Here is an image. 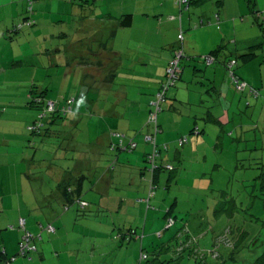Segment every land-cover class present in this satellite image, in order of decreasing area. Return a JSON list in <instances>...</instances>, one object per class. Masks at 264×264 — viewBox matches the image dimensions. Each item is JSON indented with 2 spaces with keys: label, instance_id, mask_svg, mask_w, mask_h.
Masks as SVG:
<instances>
[{
  "label": "crops",
  "instance_id": "crops-1",
  "mask_svg": "<svg viewBox=\"0 0 264 264\" xmlns=\"http://www.w3.org/2000/svg\"><path fill=\"white\" fill-rule=\"evenodd\" d=\"M27 1L0 0V43L10 39L3 48L0 45V53L1 50L3 52L8 47L14 48L15 43L28 49L25 43L23 44L24 40L28 41L27 44H32L34 51V53L29 51L20 56L13 55L12 59L7 58V54L4 55L0 59V66H2L0 67V80H4L6 84L8 81L16 83L24 81L25 76H32L29 80L36 82L41 71L44 79H46L53 70L55 80L67 82L70 76L75 74L80 79L93 81L92 86L98 88V91L106 92L111 87L114 90L115 86L120 89V91L114 90L116 101L107 102L104 106L97 104L100 108L103 107L98 113L106 116L103 120L108 126V129L104 125L102 126V128L105 127L100 132L103 136L100 134V137L98 136L90 144L80 143L79 146L78 142L75 145L70 142L65 148H62L65 151L64 156L57 154L55 157L69 160V163L68 169H61L62 172L59 176L57 171L53 172V167L48 166L50 176L60 178L55 192L57 197L62 199L65 205H68L65 187H71L74 194L79 190L82 197L86 182H89L90 190L93 195H96L94 199L98 203L95 204L94 199L90 196L89 201L92 202V206L112 217L111 222L95 218L96 225L98 222H102L103 224L106 223L105 227L107 226V232L104 231L100 234L104 237L111 234L110 237L117 248L118 246L131 247L125 255L117 250L123 257L133 258L129 264H136L135 258H137L138 253L141 255L144 250L149 254L156 251L162 258L173 257V236L167 238L168 232L166 231L169 227L168 225V228L165 227L170 217L176 218L171 231L178 224V213L174 211L177 201L171 208L163 212L165 207L160 196L162 194H156L154 199L152 198L153 200L149 194L147 203L149 204L151 200V203L158 205L161 210L151 214L149 206H145V198L149 193L147 184H150L147 181V175L143 173V169L146 167L148 154L153 151V146L143 142L141 138L134 139V137L128 136L129 139L137 140L136 149H140L137 152L134 149L131 151L134 153L127 157L131 160L129 165L119 166L117 173H112L109 171V167L102 166V162L105 161L104 156H109L108 153L121 154V151L116 150L119 140L114 137V134L120 132L129 134L128 131L131 127V124L128 127L119 126L120 124L123 125V122H119V120L122 121V117L117 108L125 102L127 106L130 103L132 106L138 105L140 107L142 105L149 108L148 111L151 110L154 95L160 89L165 78L167 65L175 50L180 46L179 35L181 33L183 34L181 46L184 53L190 58V62L196 63L199 60L204 61V57L222 46H226V49L228 46H232L235 51L238 49L246 50L250 44L258 39L260 23L257 24L254 21V15H252L254 13L250 7H246L245 0H189L188 8H180L176 4V0H62L58 1V6L59 3L62 4L63 10L58 11L47 8V6H53V1L37 0L33 4L32 14L23 15L16 2H20L21 7H23L24 2L27 3ZM88 7L92 9V15L84 14ZM249 9L250 12H248ZM185 11L190 13L186 14ZM251 15L253 17L252 24H250ZM216 16L219 17V20L216 19ZM28 17L34 20L36 24L25 28L27 29L26 32L22 31V34L13 39V36L17 34L12 33L15 26ZM185 18L186 22H184ZM77 20L81 21V25L75 27L72 22ZM151 20H154L155 24H151ZM201 20L204 23L197 26ZM206 20L209 21V26L205 25ZM260 20L261 18H259ZM128 21L129 24H127ZM58 22L62 25L60 28L56 26ZM36 41L37 45L35 46ZM154 49L160 50L159 57L155 56ZM224 54L222 51V55ZM40 59L44 60L41 61ZM204 62H202L204 70L197 66L188 69L187 73L185 68L182 70L181 79L175 86L177 89L175 98L172 99L168 107L165 106L166 111L174 113L173 119L171 120L164 113L161 119L158 118L160 132L157 136V144L160 147L162 145L168 147L162 156L160 155V159L158 158L159 161L157 159L158 166L164 168L166 164L173 162L172 158L174 157L178 163L177 166L184 171L188 159L185 154L191 152L196 155L200 147L206 143V138L200 135L205 134L207 130L205 125L203 127L201 124L198 125V121L205 118V123H214L226 127L229 123L226 120L231 119L233 110L237 111V108H241L242 101L245 99L242 96L238 98V91L236 92V88L224 67L225 62L222 63V66H214V63ZM25 64H31V66H25ZM40 64L47 65L49 68L43 66L44 69L41 70ZM73 64H77V66L79 64L80 67L74 69ZM58 68H64V79L61 78L63 74ZM120 76L126 77L131 82L130 86L123 83L118 84L117 81ZM240 76L244 79V72ZM12 77L15 78L11 80ZM42 82L38 81V84L41 85ZM0 91V96L3 94L8 96L7 85L4 92L3 89ZM245 91L239 93H243L245 96ZM23 92L21 96H23ZM133 96H136L137 99ZM141 96H146V98L142 99ZM254 96L257 97V94ZM55 100L59 99L56 98ZM4 103L7 104L0 99V111L8 114L9 109ZM12 104V111L18 117V111H24V106L14 101ZM198 107L203 110L201 113L195 111ZM29 108L30 106H27L26 110ZM185 108H187L186 111ZM192 109L196 114L194 126L191 125L192 119L185 116L188 112L193 114ZM36 115L27 112L26 123H21L20 128L16 126V120L13 119L11 127L3 123L1 127L8 128L6 130L0 129V264L5 256L7 258L17 256L23 231H17L15 228L17 225L19 227L18 223L21 219L26 221L25 228L37 238L36 250L33 251L35 254L31 255L34 259L36 257L38 262L43 264L46 257L54 256L53 252H56L58 258L61 257V253L54 245L60 238L59 225L62 228H67V224L62 217H59L55 224L48 223L47 226L40 221L43 215H41V211L36 213L40 202L39 198L35 196L37 192L32 184L36 182V178H40V176H35L40 172L34 171L36 168L38 170L41 165L36 164L44 160L39 157L40 153L38 155L37 152L33 154L30 151L29 146L35 145L27 143L25 139L22 141L21 138H25V135L20 136L18 132V129H29L30 131L29 125L36 119ZM182 117L184 118L183 125ZM167 120L177 127L176 135H169V132H165L164 123ZM57 124H62L63 130L73 129L72 133H74L79 122L77 118H74L70 119L69 122L67 119L56 121L53 125ZM196 128H198L199 133H192V130ZM151 131L152 129H150ZM188 132L194 134L195 137L187 138ZM75 133L74 139L78 138L76 137L77 132ZM183 138H187L188 142L180 146L179 142ZM79 147H81V151H79ZM73 150L79 151V153L74 154ZM118 154L114 157L119 163L124 155ZM196 160V164H200L199 161L201 162V160L198 158ZM176 170L177 168L170 174L167 170H160L158 184L166 185L168 188L173 183H179L181 180L175 181L176 176L173 173ZM188 171L186 170V172ZM149 176L152 180L153 176L150 170ZM11 177H15L16 181H12ZM196 180L198 179L193 180L195 186ZM111 191L114 192L113 202L107 198V203H105L104 199L110 197ZM99 197H102L101 201ZM169 211H171L170 215H168ZM29 212L31 213L29 214ZM122 213H124V218L121 217ZM173 213L175 215H172ZM117 219L122 221V223L119 222L121 224L119 227L115 223ZM142 222L144 223L142 232H140V229L134 226H139ZM111 224L113 228L108 229ZM49 225L56 226L55 233L47 230L46 227ZM88 230L91 229L87 226L86 232ZM129 230L135 232L134 235L132 234L130 242L123 244V242L116 240L117 235H125L124 233ZM175 233L173 232V234ZM176 236L181 239L183 237L181 232H178ZM45 239L48 241L47 244H44ZM149 246H152L150 250H148ZM195 251L194 253H196ZM69 254L72 255L73 252H69ZM14 263L23 264L19 262L18 258ZM138 264H142V262Z\"/></svg>",
  "mask_w": 264,
  "mask_h": 264
},
{
  "label": "rangeland",
  "instance_id": "rangeland-1",
  "mask_svg": "<svg viewBox=\"0 0 264 264\" xmlns=\"http://www.w3.org/2000/svg\"><path fill=\"white\" fill-rule=\"evenodd\" d=\"M51 1H53L54 4L52 7L47 6L48 9L51 10L52 8L56 11L63 10L62 4L59 3L58 6V1L62 0ZM46 2L49 3V1ZM16 3L18 4L20 11L23 12V15L32 14V12L28 11V2H24L23 7H21L20 2ZM34 3L35 2H33V4ZM245 3L246 7H250L253 13L258 10L262 14L261 20L263 23L260 20L261 25L259 28L257 27L258 31H260V33L257 34L259 36L258 39L250 44L246 50L238 49L235 51L232 46H228L227 49L224 48L225 54L222 55L221 53L217 62L214 63V66H222V63L227 60L230 61L232 58L237 60L238 65L235 66L234 70L240 78V75H243L244 72L245 76H243V78L246 80L242 78L241 80L247 83L245 96L243 95L244 92L237 93L238 98L241 96L245 98L242 101L241 108H237V111L233 110L234 112L231 113V119L228 118L226 120L229 123L224 122L227 123L226 127L219 124L215 125L214 123H205V118H201V120L198 121V125L201 124L202 127L205 125V129L207 130L205 131V134L200 135L201 137L204 136L206 138V143L200 147L199 152L196 153V155H193L191 152L185 154L188 159L184 171L177 166L178 163L174 157L172 158L173 162H171V165L174 169L177 168V170L173 172L176 176L175 181L181 180L179 183H173L168 188L166 185L162 184L153 187L151 186V178L149 176L150 164L146 163L145 169L147 168V170L143 169V173L147 175V181H149L150 184H147L149 193L145 198V206H149L151 214H153L154 211L158 212L161 210L158 205H153L151 200L149 204L147 203L152 188V191L155 194L151 199L156 194L163 195H160L165 207L163 212L171 208L175 201H177L174 211L175 213H178V224L173 228V231H171V228L174 224L169 227L170 230L168 229L166 231L168 232L167 238L173 236L172 243H174V246L181 244L182 241L180 237L176 236L178 232H181L184 236L189 235L192 239H195V246L198 248L196 255H190V250L188 249L180 254H172L175 259H178L177 264H264V195L258 192L262 184L260 180L262 181V178L264 177V175H262L264 174V0H252L251 3L248 0H245ZM86 10L87 12L84 13L85 15L93 14L90 7ZM248 12H250V9ZM185 13L189 14L190 12L185 11ZM252 15L250 17H252ZM184 22H186V18L184 19ZM201 22L202 20L197 26H200ZM250 22V24L253 23V17L250 18ZM72 23L75 27L81 25V21L78 20ZM151 24H155V21L151 20ZM209 24V21L206 20L205 25L209 26ZM56 26L60 28L62 25L58 22ZM25 30L27 29H24L23 32ZM20 34H22V32L15 34L13 39ZM8 41L7 39L2 41L0 43L1 47L3 48L4 44ZM27 42V40H24L23 44L25 43V46H27L28 49L22 47L21 44L17 45V43H15L14 48L8 47V49L3 52L1 50L0 59L6 54L8 55L7 58L12 59L13 55L20 56L29 51L34 53L32 44H27ZM259 43H261L260 46L258 45L256 48H252V50L250 49L252 46ZM229 44L232 43L229 42ZM36 45L37 41L35 42V46ZM251 51L256 53L257 56L250 61H244L243 58L238 56ZM153 52L156 57H159V49H154ZM202 62L204 61L199 60L196 63H192L190 62V58L185 54L181 66L183 70L185 68L186 73L188 72V69H191V67L194 66L204 70L205 68L203 69ZM25 66H31V64H25ZM43 66V64H40L41 70H43L44 67H47V65ZM79 67V64L78 66L77 64H73L74 69ZM58 70L63 74L61 78L64 79V68H58ZM40 73L41 74L38 75L37 80L43 81V84L41 85L38 84V81L35 82L29 80L32 76H25L24 81L16 83L8 81L6 84L4 83V80H0V89H3V92L5 86H8V96H4L3 94V96H0V99L7 102V104L4 103V105L9 109L8 114L0 111V129L6 130V128H8L1 127L3 123L4 125L11 127L13 119L16 120V126L20 128L22 125L21 123H26L27 112L33 113L34 115L44 112L43 110L36 111L32 107L26 110L27 106L30 105V88L34 84L38 89L43 88L48 91V93H46V95H48L46 98L48 101L51 100L58 104L56 109L60 110L62 114V119L59 121L67 119V122H69L70 119L77 118L79 122L75 129V132H77L76 137H78L76 139H74L76 133H72L73 129L67 128L63 130V128H61L62 124L49 126L54 128H42L40 131L41 134L34 135L31 133L32 130L18 129L20 136L25 135V138H21L22 141L25 139L27 143L35 145L33 147L29 146L30 151L33 154L37 152L39 155L40 153L39 157L41 160H44L36 164H40L41 168L39 167L40 169L38 168V170L36 168L34 171L40 172L35 175L40 176V178H36V182L33 184L31 182L37 192L35 196L39 198L40 202L39 208L36 210V213L39 211L42 212L41 215L43 216L40 218V221L47 226L48 223L55 224L58 221V218L62 217L65 224H67V228L65 227L66 229L59 225L58 231L60 238L54 245L57 247L58 252L61 253V257L58 258L55 254L56 252H53L54 256L46 257L43 264H129L133 258H128V256L123 257V255L118 253L117 250L125 255L127 250L129 251L131 247L118 246L117 248V246L114 245L113 239L110 237L111 234H109V236L107 234L106 237L100 234L104 233V231L107 232V226L105 227L106 223L103 224L102 222H98V225H96L95 218L111 222L112 217L110 214L100 212L97 208L92 206V202L89 201L90 196L94 199V197L96 198V195H93L91 192L89 182H86L85 191L81 197V200L85 201L87 206L82 208L78 201L72 206H66L62 202V199L57 197V193H55L60 178L58 179L54 176H50L48 169V166L53 167V172L57 171L59 176L62 172L61 169H68L69 163V160H65L62 157H55L57 154H59V156H64L65 151L62 148H65L70 142L74 145L78 142L79 146L80 143L90 144L97 139L101 134L100 132L103 131V128L106 127L108 129V126L103 120L106 116L102 113H98L103 107L101 106L100 108L98 105L103 104L104 106L107 102L112 103L116 101L115 91H120V89H117L118 87L115 86V91L112 87L106 92L103 90L98 91V88L92 86V84H94L93 81L80 79L79 76L77 77L75 74H72L70 79L66 82L55 80L53 70L46 79H44L42 71ZM227 74L229 76L228 71ZM14 78L15 77H12L11 80ZM117 83H123L129 86L131 84L126 77L122 76L119 77ZM207 87H209V85H207ZM176 91V87H172L168 90L166 94L167 101L163 104V110H165V106L168 107L171 104L172 99L175 98ZM22 92L24 93L23 96H21ZM252 92H255L257 97H255ZM141 97L142 99L146 98V96ZM56 98L59 100H55ZM133 98L137 99L136 96H133ZM247 98L248 100H246ZM12 101L19 102L20 105L24 106V111H18V117L12 111ZM70 101L71 104L68 105V102ZM117 109L122 117V121L119 120V122H123V125L120 124L119 126L128 127V125L131 124L128 132L133 135H129L128 133L123 134L129 137H134V139L141 138V140L146 143V135L150 133V127L147 125L150 114V111H148L149 108L142 105H140V107L138 105L135 107V105L132 106L130 103L127 106L124 102ZM186 110L187 108H185V111ZM195 111L201 113L203 110L198 107ZM195 111L192 109L193 114L188 112V114L185 115L189 119H192V126H194V123L196 122ZM163 113L169 116L171 120L173 119L174 113L166 110L159 114V119H161ZM179 116L181 115L179 114ZM29 117V119H31V116ZM35 117H37V115ZM183 119L184 118L182 117V125ZM31 125H33V122L30 123L29 126L31 127ZM103 125L105 127L102 128ZM164 129L165 132H169V135H176L177 127L172 123H169V120L164 123ZM194 133H196V131ZM187 134V138L189 139L195 137L194 134H190L189 132ZM100 136H103V134ZM114 137H117L116 134H114ZM21 139H19V141H21ZM118 140L120 141L119 138ZM126 140H128V138ZM139 150L140 149H136L134 151L137 152ZM181 150L183 151V148ZM79 151H81V147H79ZM79 151L73 150L72 152L78 154ZM134 151L121 152V154L108 153L109 156H104L105 161L102 162V166L106 168L109 167L108 169L112 173H117L119 166L129 165L131 160L127 159V157L130 154H133ZM163 153L164 152L161 153V156ZM117 154L124 155L119 163L114 157V155ZM197 158L198 160H201V162L199 161L200 164H196ZM186 170L189 171L186 172ZM167 171L169 174L172 173V171ZM32 176L35 177L34 175ZM10 179L16 181L15 177H11ZM195 179H198L196 180L197 183H195L196 186L193 185V180ZM113 195L114 192L111 191L110 197H105V203H107V198L113 202ZM101 198L102 197H99L100 201ZM95 204L98 203L95 201ZM66 207L68 208L67 210ZM104 211L107 210L104 209ZM30 213L31 212H29V214ZM175 213L172 215H175ZM115 215H117L116 212ZM123 215L124 213L121 214L122 218H124ZM170 218L172 219V217ZM74 220L80 221L77 222ZM168 220L165 228H168ZM119 222L122 223V221H118V219L115 221L118 227L121 225ZM143 223L144 222L139 226L135 225L134 227H138L140 229L139 231L142 232ZM18 224L20 226V221ZM52 226L54 227V225ZM87 226L92 231L88 230L86 232ZM110 228H113L112 224L108 226V229ZM226 228L232 229V232L229 234V239L230 241H233L234 249H227L222 243H218L217 241L218 236L222 234ZM15 229L17 231H22L18 225ZM26 231L30 232L27 229ZM173 232L176 233L173 234ZM47 243L48 241L45 239L44 244ZM215 246L218 247L215 250L217 254H219V258L212 259V256H208L202 260L201 253L203 249L214 250ZM151 247L152 246H149L148 250H150ZM109 250L112 251L109 252ZM69 252H73V254L70 255ZM144 252L150 255L146 250H144ZM16 258H18L19 262H22L23 264L24 261L25 264L39 263L36 257L35 259L32 257V260L34 261L31 262L32 260L30 261L28 258L18 255V253L17 256H15V260ZM135 260L136 264L141 262L142 264H145L146 261L141 259L139 253ZM10 264L15 263L12 262Z\"/></svg>",
  "mask_w": 264,
  "mask_h": 264
},
{
  "label": "trees",
  "instance_id": "trees-1",
  "mask_svg": "<svg viewBox=\"0 0 264 264\" xmlns=\"http://www.w3.org/2000/svg\"><path fill=\"white\" fill-rule=\"evenodd\" d=\"M35 1H37V0H28L27 2H28V6H29V8H28V11L29 12H33V2H35ZM250 3L252 2V0H248ZM176 4L179 6V4L177 3V0H176ZM180 7V6H179ZM181 8H183V7H181ZM260 15V16H259ZM256 16V17H255ZM262 17V14H261V12L260 11H254V21L257 23V24H259V23H261V21L259 22V18H261ZM33 24H36V22L34 21V20H32L30 17H28V18H26L22 23H20V24H17L16 26H15V28L13 29V31H12V33H19V32H22L25 28H28V27H31ZM124 24H126V22L124 21ZM127 24H129V21H128V23ZM261 25V24H260ZM179 43H180V46H179V48H177V50L178 49H180L182 46H181V42H180V40H179ZM260 44L261 43H259V44H255L254 46H252L250 49L252 50V48H256L258 45L260 46ZM226 46H222V47H219V48H217V49H215L214 51H212L209 55H207V56H212L213 58H214V62L213 63H215V62H217V60L219 59V55L222 53V51H224V48H225ZM175 52H176V50H175ZM175 52H174V54H175ZM174 56V55H173ZM206 56V57H207ZM256 53H254L253 51H251V52H249V53H245V54H241L239 57L240 58H243V60L244 61H250V60H252L253 58H256ZM206 57H204V61L206 62ZM238 57V58H239ZM173 58V57H172ZM171 58V59H172ZM170 59V60H171ZM233 60H235V59H231L229 62H225V64H224V67H225V69L228 71V73H229V76H230V73L231 72H233L234 73V75L235 76H238L237 75V73L235 72V70H234V68H235V66H237L238 65V62H237V60H235L236 62H237V64L235 65V66H233L232 68H230L229 66H230V63L233 61ZM170 62V61H169ZM169 64V63H168ZM167 67H168V65H167ZM166 70H167V68H166ZM165 77H166V75H165ZM239 77V76H238ZM165 79V78H164ZM181 79V78H180ZM179 79V80H180ZM239 79L241 80V78L239 77ZM164 81V80H163ZM162 81V82H163ZM242 81V80H241ZM179 82V81H178ZM177 82V83H178ZM244 83H246L245 81H243ZM177 83H176V85H177ZM233 83V82H232ZM234 84V83H233ZM247 84V83H246ZM175 85V86H176ZM174 86V87H175ZM234 86H235V88H236V85L234 84ZM237 90V89H236ZM159 91V90H158ZM245 91V90H244ZM239 92V91H238ZM46 93H47V91L46 90H39L37 87H36V85L34 84L31 88H30V96H29V98H30V101H29V106L30 107H32V108H34V109H36L37 111H46V105H47V103L48 102H50V101H48L46 98ZM158 93V92H157ZM157 93L155 94V97H154V99L156 98V95H157ZM153 99V100H154ZM167 101V100H166ZM52 102V101H51ZM56 104V103H55ZM71 104V101L70 102H68V105H70ZM58 107V104H56L55 105V109H54V111L53 112H44V113H39V114H37V117H36V119L33 121V125H31V127H36V126H38V129L37 130H32V134L34 135V134H41L40 133V131L42 130V128H48L50 125H53V124H55V122L56 121H59L60 119H62V114H61V112H60V110H57L56 108ZM152 111V107H151V110H150V112ZM162 111H163V105H162V110L160 111V113H162ZM159 113V114H160ZM159 114H158V118H159ZM150 115V114H149ZM48 121H50V122H48ZM39 124V125H38ZM41 125V126H40ZM147 125L150 127V129H152V126L149 124V123H147ZM158 126H159V120H158ZM49 128H51V127H49ZM159 128H160V126H159ZM197 132V133H199V131H198V129L196 128V129H193L192 130V133H194V132ZM152 132V131H151ZM150 132V133H151ZM149 133V134H150ZM118 135H120V136H123V138H121V137H119ZM116 136H117V138H119L120 139V141H119V143H117V148H116V150L118 149L119 151H123V152H131L132 150L130 149V146H129V144L130 143H135L136 145H137V142L134 140V139H129V137L128 136H126V135H124V134H122V133H119V134H116ZM128 138V140H126ZM124 144V146H126V149H123V147H121V145L120 144ZM136 149V148H135ZM134 149V150H135ZM162 152H164V150L162 151ZM161 152V153H162ZM149 155V154H148ZM148 157V156H147ZM147 161V160H146ZM147 163H148V161H147ZM156 165H157V160H156ZM166 170L165 169V167L163 168L162 166H158L157 165V169L153 172V174H152V180H151V184H152V186L154 187H157V185H158V174H159V171L160 170ZM262 175H264V174H262ZM260 182L262 183L261 184V186H260V189H259V191L258 192H260L262 195H264V177L262 178V181L260 180ZM71 189V190H70ZM65 195H66V200H67V203H68V205H73L75 202H82V200H81V192L79 191V190H77L76 191V194H74L73 193V191H72V188L71 187H65ZM75 196V197H74ZM68 205H66V206H68ZM81 205V204H80ZM170 213H171V211H169L168 212V215H170ZM172 219L175 221V219L172 217ZM20 228V227H19ZM22 231H23V229H21ZM25 231H26V229H25ZM232 232V229L231 228H226L225 229V231L222 233V234H220L219 236H218V240L217 241H219V240H221L223 243V245H224V247L225 248H227V249H234V243H233V241L231 240L230 241V239H229V234ZM24 234H25V232L23 231V236H24ZM32 234V233H31ZM125 235H123V238L122 239H118V238H116V240H118V241H121V242H123V244H126V243H128L127 241H125V236L126 235H134L135 234V232L133 231V230H129V231H127L126 233H124ZM182 234V233H181ZM33 235V234H32ZM132 235V236H133ZM183 235V234H182ZM22 236V237H23ZM119 235H117L116 237H118ZM22 240V239H21ZM36 241H37V238L33 235V237H32V239H31V245L32 246H36L35 245V243H36ZM21 242V241H20ZM20 242H19V244H20ZM130 242V241H129ZM215 244H216V242H215ZM19 247V246H18ZM218 247H214V250H203L202 251V253H201V259L202 260H204L206 257H208V256H212L211 258L212 259H218L219 258V254H217V252H216V250L215 249H217ZM186 249H188V250H190V255H196V253H194V251L195 252H198L197 250H198V248H197V246H195V239H192L189 235H183V237H182V241H181V244H177V245H175V246H173V252H172V254H176V253H178V254H180L181 252H184ZM210 251L212 252L213 251V253L211 254L210 253ZM34 254V252L33 251H30L26 256H22V257H24V258H28L29 260H31V255H33ZM142 254H146L147 255V258L146 259H144V260H146L145 262H146V264H177L178 263V259H175L174 257H170V258H162V256L158 253V252H156V251H154V252H152L150 255H148L147 253H145V252H142L141 253V255ZM214 254H216V257H215V255ZM18 255H19V249H18ZM21 256V255H20ZM151 256V257H150ZM12 258H14V261H15V257H11V258H7L6 256H5V258H3V260L1 261V264H10V262H9V260L10 259H12ZM13 261V262H14ZM9 262V263H8ZM12 263V262H11Z\"/></svg>",
  "mask_w": 264,
  "mask_h": 264
},
{
  "label": "built area",
  "instance_id": "built-area-1",
  "mask_svg": "<svg viewBox=\"0 0 264 264\" xmlns=\"http://www.w3.org/2000/svg\"><path fill=\"white\" fill-rule=\"evenodd\" d=\"M177 3L179 4L180 8L181 7H189V0H177ZM216 19L219 20V17L216 16ZM204 22L202 21L201 24H203ZM179 39L180 42H182L183 39V34L181 33L179 35ZM185 58V53L183 48L181 47L180 49L176 50L173 58L170 60L167 70H166V77L164 79V81L161 83V87L156 95V98L152 101L151 103V107H152V111L150 112L149 115V119H148V123L152 126V132L148 135H146V142L151 144L153 146V151L148 155L147 157V161L150 164V171L153 174V172L157 169V165H156V160L160 157L161 152L164 150L166 151L168 149V147L166 145H162L161 147L158 146L157 144V136L160 132V128L158 126V114L160 113V111L162 110V105L166 102L167 98H166V94L168 92V90L172 87H174L176 85V83L179 81V79L181 78V74H182V60ZM215 60L212 56H207L206 57V62L211 64L213 63ZM237 64V62L235 60H233L230 63V68H232L233 66H235ZM230 78L232 80V82L236 85V89L239 92H243L246 87L247 84L244 83L243 81H241L239 79L238 76H235L233 72L230 73ZM252 94L256 95L255 92H252ZM55 103L54 102H48L46 105V111L44 112H53L55 109ZM43 112V113H44ZM39 125V124H38ZM41 126V125H40ZM31 130H37L38 126L36 127H30ZM198 129V128H197ZM119 137L123 138V136L118 135ZM188 142L187 138H183L180 140V146H183L184 144H186ZM121 147H123V149H126V146H124V144H120ZM130 149L133 150L136 148V144L135 143H130L129 144ZM165 169L169 170V171H173L174 167L171 164H167L165 165ZM153 188L151 189V193H150V197L153 196L154 192L152 191ZM81 207L85 208L87 206V203L82 201L80 202ZM174 224V220L173 219H169L168 220V227H170L171 225ZM25 225H26V221L25 220H20V228L23 229L25 231ZM13 228V227H11ZM47 230L49 232L54 233L55 232V228L52 225H49L47 227ZM131 236L132 235H126L125 236V241L129 242L131 240ZM33 235L28 232L25 231L24 236L22 237V240L19 244V255L21 256H26L30 251H35L36 248L34 246L31 245V239H32ZM118 239H122L123 235H119L118 237H116ZM218 243H223L221 240L218 241ZM217 246V245H216ZM210 253L212 254L213 251ZM216 257V254H214ZM147 255L146 254H142L141 255V259H146ZM14 258L10 259L9 262H13ZM8 262V263H9Z\"/></svg>",
  "mask_w": 264,
  "mask_h": 264
}]
</instances>
